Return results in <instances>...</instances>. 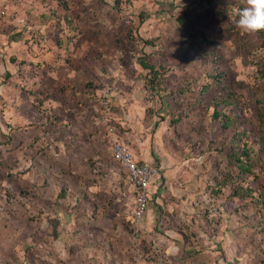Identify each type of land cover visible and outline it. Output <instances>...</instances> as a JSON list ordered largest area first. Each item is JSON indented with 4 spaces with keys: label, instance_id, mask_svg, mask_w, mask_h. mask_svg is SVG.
I'll return each instance as SVG.
<instances>
[{
    "label": "rangeland",
    "instance_id": "obj_1",
    "mask_svg": "<svg viewBox=\"0 0 264 264\" xmlns=\"http://www.w3.org/2000/svg\"><path fill=\"white\" fill-rule=\"evenodd\" d=\"M245 6L0 0V264H38L50 245L76 259L73 244L107 213L135 228L133 190L96 116L106 89L110 121L138 151L154 150L139 124L170 106V163L196 167L206 196L224 198L202 212L252 214L264 228V30L236 26Z\"/></svg>",
    "mask_w": 264,
    "mask_h": 264
},
{
    "label": "crops",
    "instance_id": "obj_2",
    "mask_svg": "<svg viewBox=\"0 0 264 264\" xmlns=\"http://www.w3.org/2000/svg\"><path fill=\"white\" fill-rule=\"evenodd\" d=\"M109 96L108 104H111ZM161 107V104L154 107L146 116L148 122L139 124L143 128L137 129L151 128L154 150L149 152L142 141L143 146L138 151L120 135L138 162L157 170L148 196V200L154 198V204L150 203L146 208L138 229L128 231L121 222L112 227L110 218L114 221L122 218L117 213H107L100 217L103 220L101 227L100 218L96 217L98 227L93 225L87 231L86 243L81 240L73 244L77 247L76 259L61 260L63 248L50 245L41 247L49 258L38 264H126L128 254L132 255L133 264H264V228L259 226L254 215L233 211L202 212L205 203L217 207L224 198L206 196L200 188L203 183L192 174L196 167L170 163V150L164 148L170 133V113L164 114L170 112V106L167 111ZM96 112L100 117L104 111ZM114 114L120 120L121 115H125ZM145 134L138 136L143 139ZM135 138L138 143L137 135ZM196 191L198 195H194ZM180 194L185 195L182 198Z\"/></svg>",
    "mask_w": 264,
    "mask_h": 264
},
{
    "label": "built area",
    "instance_id": "obj_3",
    "mask_svg": "<svg viewBox=\"0 0 264 264\" xmlns=\"http://www.w3.org/2000/svg\"><path fill=\"white\" fill-rule=\"evenodd\" d=\"M56 1L64 3L67 0ZM108 94L109 90L106 89L101 95V109L104 112L100 115V118L105 127L104 130L109 144L110 158L116 162L125 173L127 183L132 187L134 193L132 220L135 227L133 232H135L146 210L150 182L157 175V170L146 163L138 162L128 145L120 139V135L114 127V123L110 121Z\"/></svg>",
    "mask_w": 264,
    "mask_h": 264
},
{
    "label": "clouds",
    "instance_id": "obj_4",
    "mask_svg": "<svg viewBox=\"0 0 264 264\" xmlns=\"http://www.w3.org/2000/svg\"><path fill=\"white\" fill-rule=\"evenodd\" d=\"M245 4L237 10L236 26L245 33L264 30V0H245Z\"/></svg>",
    "mask_w": 264,
    "mask_h": 264
},
{
    "label": "trees",
    "instance_id": "obj_5",
    "mask_svg": "<svg viewBox=\"0 0 264 264\" xmlns=\"http://www.w3.org/2000/svg\"><path fill=\"white\" fill-rule=\"evenodd\" d=\"M8 38H11V35H8ZM199 40H203V41H205V39H203L202 37H199ZM138 64H139L142 68L146 69L147 72H152L153 75L156 73V76L158 75V73L156 72V70H154V68H152L151 66L147 68V66H144V64L141 63V62H139V61H138ZM149 68H150V69H149ZM153 75H152V76H153ZM244 155H247V152H246V151H244ZM238 165H239L240 168H242V163H239ZM240 171H241V169H240Z\"/></svg>",
    "mask_w": 264,
    "mask_h": 264
}]
</instances>
